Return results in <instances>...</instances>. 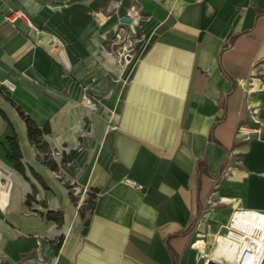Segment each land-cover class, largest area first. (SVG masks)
Masks as SVG:
<instances>
[{
  "label": "crops",
  "instance_id": "0c3cea01",
  "mask_svg": "<svg viewBox=\"0 0 264 264\" xmlns=\"http://www.w3.org/2000/svg\"><path fill=\"white\" fill-rule=\"evenodd\" d=\"M130 4L144 38L112 86L106 35ZM3 78L0 264H200L203 209L207 248L233 208L264 211V0H0ZM246 102L260 130L243 140Z\"/></svg>",
  "mask_w": 264,
  "mask_h": 264
},
{
  "label": "built area",
  "instance_id": "2783aa9c",
  "mask_svg": "<svg viewBox=\"0 0 264 264\" xmlns=\"http://www.w3.org/2000/svg\"><path fill=\"white\" fill-rule=\"evenodd\" d=\"M134 8V4L129 5V9ZM135 9V8H134ZM131 18V22H124L119 19L121 15L117 17V22L113 28L112 38H122V43L119 46L117 52L120 55L128 56L132 51L134 43L137 39H143L144 34L141 30H138V19L140 14L135 9V14L131 15L129 10L126 14H123ZM17 17L25 18L26 14L21 9H15L5 15V19L13 22ZM126 52V53H125ZM0 88L6 91H13L15 85L7 78L0 80ZM82 103L90 110H96L97 101L93 96L88 93H84L82 96ZM246 108L249 112V116L254 125L240 122L235 128V134L240 136L241 139L246 140L259 133V123L256 117L255 108L246 102ZM55 176L68 183L69 193L73 196L77 195L81 188L72 180H64L62 173L58 169L54 171ZM125 181L137 188L141 187L140 184L135 183L129 179ZM205 215V209H203L199 218L195 223V235H193L190 245L196 250V257L200 261V264H264V211L251 208L235 207L232 209L230 217L227 223L223 226L222 231L213 235L212 241L207 248L206 232L200 229L202 217ZM237 224H240L242 228H239ZM198 238H201L199 242H196ZM220 241L227 242L234 248L233 255L228 258L223 249L218 248ZM37 244L40 243L39 238L36 239ZM60 244V240H55V245ZM43 260L42 255H37V261Z\"/></svg>",
  "mask_w": 264,
  "mask_h": 264
},
{
  "label": "rangeland",
  "instance_id": "374dc122",
  "mask_svg": "<svg viewBox=\"0 0 264 264\" xmlns=\"http://www.w3.org/2000/svg\"><path fill=\"white\" fill-rule=\"evenodd\" d=\"M109 11V12H108ZM112 10L108 9L106 14L111 13ZM112 32L107 33L105 40V49L110 55L112 60L111 68H109L110 79L112 86H122L126 83L129 73L133 68V65L138 57L139 47L137 46L139 41L143 39H137L134 43L132 51L129 52L128 56L120 55L117 50L122 43V38L113 37ZM126 53V52H125ZM228 257L233 255L234 248L229 244L226 247Z\"/></svg>",
  "mask_w": 264,
  "mask_h": 264
},
{
  "label": "trees",
  "instance_id": "16d2710c",
  "mask_svg": "<svg viewBox=\"0 0 264 264\" xmlns=\"http://www.w3.org/2000/svg\"><path fill=\"white\" fill-rule=\"evenodd\" d=\"M19 114L26 123L29 140L33 143H43L40 137L42 132L48 131V127L44 126L42 128H39L27 114L23 113L22 111H19ZM8 140L10 141V147L12 149L11 154L7 153L8 158L13 163L16 169H18L19 171H23V166L18 159L20 157V149L18 147L17 141L14 138H8Z\"/></svg>",
  "mask_w": 264,
  "mask_h": 264
},
{
  "label": "water",
  "instance_id": "95a60500",
  "mask_svg": "<svg viewBox=\"0 0 264 264\" xmlns=\"http://www.w3.org/2000/svg\"><path fill=\"white\" fill-rule=\"evenodd\" d=\"M119 19L124 22H131V18L125 15H121Z\"/></svg>",
  "mask_w": 264,
  "mask_h": 264
},
{
  "label": "bare ground",
  "instance_id": "6f19581e",
  "mask_svg": "<svg viewBox=\"0 0 264 264\" xmlns=\"http://www.w3.org/2000/svg\"><path fill=\"white\" fill-rule=\"evenodd\" d=\"M130 11H132L131 15H134V14H135V9H134V8H130V9H129V12H130ZM104 21H105V20H104ZM114 26H115V25H114ZM114 26H113V27H114ZM237 226H238L239 228H242L240 224H237Z\"/></svg>",
  "mask_w": 264,
  "mask_h": 264
}]
</instances>
